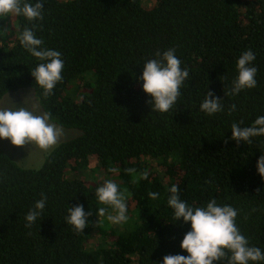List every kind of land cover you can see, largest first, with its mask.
I'll use <instances>...</instances> for the list:
<instances>
[{
    "label": "trees",
    "instance_id": "16d2710c",
    "mask_svg": "<svg viewBox=\"0 0 264 264\" xmlns=\"http://www.w3.org/2000/svg\"><path fill=\"white\" fill-rule=\"evenodd\" d=\"M33 23L42 47L61 52L64 62L47 97L31 76L42 61L18 39ZM0 27L7 28L0 35V98L30 89L50 123L80 133L38 169H22L0 152V264H163L164 256H187L180 244L191 226L176 221L167 203L173 185L190 207L215 200L237 209L241 234L264 252V179L256 166L264 136L230 139L233 123L250 127L264 116V0H45L42 20L13 16ZM172 48L189 76L176 103L160 113L139 78L144 63ZM245 51L255 55L257 85L230 94ZM208 91L223 106L211 116L199 110ZM129 168L147 179L134 183ZM88 170L101 178H83ZM105 179L130 194L129 219L118 227L106 218L110 208L97 214L107 207L96 197ZM42 194V216L26 228ZM76 205L92 213L80 233L66 222Z\"/></svg>",
    "mask_w": 264,
    "mask_h": 264
},
{
    "label": "clouds",
    "instance_id": "9594fccd",
    "mask_svg": "<svg viewBox=\"0 0 264 264\" xmlns=\"http://www.w3.org/2000/svg\"><path fill=\"white\" fill-rule=\"evenodd\" d=\"M45 0H0V20L13 16H22L29 22L43 19ZM36 25L25 27L19 34L20 45L33 57L42 61L31 70V76L35 83L43 89L45 97L52 94L56 84L61 81L64 62L61 52L42 47L43 40L37 38L34 32ZM7 31L6 27H0V35ZM159 59L148 60L144 63L140 80L143 81V91L152 99L149 101L152 111L168 112L176 103L180 95V88L188 78V70L181 68V61L175 55V49H169ZM255 60L252 51H245L236 61L238 75L232 81L230 94H237L244 89H252L257 85L255 76L257 69L251 66ZM232 105L230 111L235 110ZM199 110L211 116L223 110L221 100L213 98V93L208 91L204 100L199 105ZM50 116L45 113L36 115L25 107L15 110L0 108V139H7L12 145L23 147L31 145L39 150L48 152L53 149L60 137L62 129L49 122ZM232 136L230 139L240 142L251 143V138L264 136V116L258 117L252 126L241 128L237 123L231 125ZM227 142V141H225ZM31 147V148H32ZM257 171L264 179V155L257 161ZM133 175V182L147 179L148 174H137L135 168L127 169ZM169 192L168 205L174 209L175 220L181 218L189 223L191 230L188 231L180 244L182 250L188 253L184 255H167L163 257V264H249V262L264 261V252L258 247H250L248 240L241 234L236 226L238 210L230 205L220 206L215 200H210L206 206L193 208L182 201L177 186L173 185ZM130 195L127 189L120 191L119 186L112 180L105 181L96 190V197L101 205L97 214L105 216L110 208L107 220L112 224H123L129 219L127 215L126 199ZM148 196L155 200L159 193L150 192ZM46 197L34 204L33 208L25 216V227L31 228L41 218L45 208ZM92 213L84 211L83 205L69 207L66 216L67 224L73 227L76 233L83 232L88 224V217Z\"/></svg>",
    "mask_w": 264,
    "mask_h": 264
},
{
    "label": "rangeland",
    "instance_id": "374dc122",
    "mask_svg": "<svg viewBox=\"0 0 264 264\" xmlns=\"http://www.w3.org/2000/svg\"><path fill=\"white\" fill-rule=\"evenodd\" d=\"M9 20H13V17L9 18ZM18 107H25L36 115L43 114L38 107L37 102L35 101L33 93L30 89H21L16 92H10L0 98V108L15 110ZM61 129L63 134L58 140L57 145L61 142L74 139L80 134L79 131L74 129ZM31 147V145L17 147L12 145L11 142L7 139H0V152L7 155L17 166L22 169H38L42 165L46 155L55 148L54 147L48 152H44L34 146L32 148ZM92 167L93 165H90V168ZM82 174L83 173H80L79 175ZM82 177H93L94 181L101 178L97 172L92 173L90 172V170L86 171ZM104 181H106V179ZM119 225L120 224H115L114 226L118 227Z\"/></svg>",
    "mask_w": 264,
    "mask_h": 264
}]
</instances>
